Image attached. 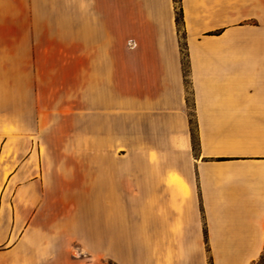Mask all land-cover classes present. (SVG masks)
<instances>
[{"label": "crops", "instance_id": "0c3cea01", "mask_svg": "<svg viewBox=\"0 0 264 264\" xmlns=\"http://www.w3.org/2000/svg\"><path fill=\"white\" fill-rule=\"evenodd\" d=\"M40 2L0 0V29ZM179 2L187 74L174 0H64L70 106L43 113L45 129L39 82L25 95L22 75L0 76L4 264L259 258L264 0Z\"/></svg>", "mask_w": 264, "mask_h": 264}, {"label": "rangeland", "instance_id": "374dc122", "mask_svg": "<svg viewBox=\"0 0 264 264\" xmlns=\"http://www.w3.org/2000/svg\"><path fill=\"white\" fill-rule=\"evenodd\" d=\"M40 4H26L24 11L26 18L23 21H8L4 28L1 22L0 29V76L11 78L16 72L23 76L25 85V95L31 94L32 79L39 82V106L40 122L44 123V128L48 126V116H44L49 108L70 106V88L78 87V68L65 67L64 46L66 37L60 16L65 10L64 0H40ZM175 6H180V2H175ZM33 12L36 15L33 16ZM54 15L56 19H53ZM257 24V21H249ZM181 25V24H180ZM179 30L180 49L183 58L185 74H187V53L185 45V33ZM7 58V59H6ZM22 66V67H21ZM5 69L7 71L5 72ZM17 74V73H16ZM5 92V88L12 87L0 84ZM34 102V103H33ZM32 105H37V100H26L25 108L32 110ZM45 119V120H44ZM29 123L33 122V117H28ZM5 117L0 116V125L5 123ZM52 122V121H51ZM48 132H41L46 135ZM31 138V133H26ZM4 247L0 248L2 250ZM74 249L72 253L76 251ZM75 251V252H74ZM0 264L4 261L0 258ZM86 264H96L93 259H87ZM104 264H111L105 261ZM253 264H264V252Z\"/></svg>", "mask_w": 264, "mask_h": 264}, {"label": "trees", "instance_id": "16d2710c", "mask_svg": "<svg viewBox=\"0 0 264 264\" xmlns=\"http://www.w3.org/2000/svg\"><path fill=\"white\" fill-rule=\"evenodd\" d=\"M174 1L177 2L179 0H174ZM175 14H176L175 15L176 24H177V26H179L181 24V21H182V11H181L180 6H175ZM190 124H191V137H192V141H193V145H194L197 137H196V131H195V122L193 120V113L192 112L190 113ZM263 252H264V249H263ZM263 252L261 253L262 255H263ZM208 263L211 264L210 258H209Z\"/></svg>", "mask_w": 264, "mask_h": 264}]
</instances>
